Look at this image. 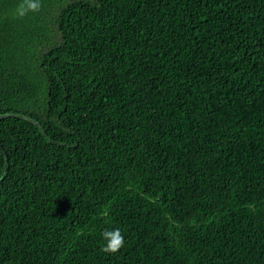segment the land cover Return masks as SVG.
Listing matches in <instances>:
<instances>
[{"label":"trees","instance_id":"16d2710c","mask_svg":"<svg viewBox=\"0 0 264 264\" xmlns=\"http://www.w3.org/2000/svg\"><path fill=\"white\" fill-rule=\"evenodd\" d=\"M21 2L0 0V264H264V0Z\"/></svg>","mask_w":264,"mask_h":264},{"label":"clouds","instance_id":"9594fccd","mask_svg":"<svg viewBox=\"0 0 264 264\" xmlns=\"http://www.w3.org/2000/svg\"><path fill=\"white\" fill-rule=\"evenodd\" d=\"M41 6L40 0H22L17 13L19 16L23 17L27 12H35ZM103 237L106 241L105 250L106 251H116L124 243V236L121 234L119 228L113 230H105L103 232Z\"/></svg>","mask_w":264,"mask_h":264},{"label":"water","instance_id":"95a60500","mask_svg":"<svg viewBox=\"0 0 264 264\" xmlns=\"http://www.w3.org/2000/svg\"><path fill=\"white\" fill-rule=\"evenodd\" d=\"M7 165H9L8 161H7Z\"/></svg>","mask_w":264,"mask_h":264}]
</instances>
